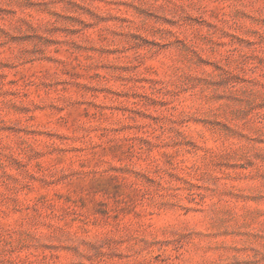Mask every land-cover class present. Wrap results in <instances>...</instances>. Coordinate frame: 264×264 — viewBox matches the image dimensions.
I'll return each mask as SVG.
<instances>
[{"label": "rangeland", "instance_id": "1", "mask_svg": "<svg viewBox=\"0 0 264 264\" xmlns=\"http://www.w3.org/2000/svg\"><path fill=\"white\" fill-rule=\"evenodd\" d=\"M0 264H264V0H0Z\"/></svg>", "mask_w": 264, "mask_h": 264}]
</instances>
